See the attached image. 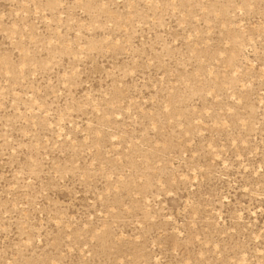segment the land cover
<instances>
[{"label":"rangeland","instance_id":"obj_1","mask_svg":"<svg viewBox=\"0 0 264 264\" xmlns=\"http://www.w3.org/2000/svg\"><path fill=\"white\" fill-rule=\"evenodd\" d=\"M0 264H264V0H0Z\"/></svg>","mask_w":264,"mask_h":264}]
</instances>
